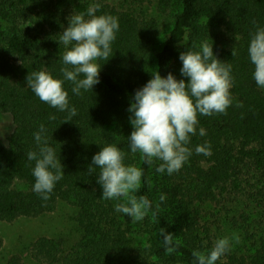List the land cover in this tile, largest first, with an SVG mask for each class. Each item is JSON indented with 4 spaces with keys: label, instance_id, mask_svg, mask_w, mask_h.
I'll return each mask as SVG.
<instances>
[{
    "label": "trees",
    "instance_id": "16d2710c",
    "mask_svg": "<svg viewBox=\"0 0 264 264\" xmlns=\"http://www.w3.org/2000/svg\"><path fill=\"white\" fill-rule=\"evenodd\" d=\"M94 2L101 4L97 15L118 17L120 28L109 59L98 61L100 82L92 91L76 96L65 82L78 112L65 122L67 113L41 102L26 87V77L45 70L62 78L60 35L74 11H85ZM257 25L264 26V0H0V112L11 115L14 125L7 139L0 133V221L37 218L64 201L75 207L80 229L70 247L40 236L31 247L36 261L194 264V251L206 254L218 238L235 236L238 242L233 240L216 264H264V89L252 78L247 53ZM202 41L213 43L216 57L232 65L233 104L224 114L198 116V128L206 135L197 130L191 138L192 156L179 172L158 174V161L149 166L140 153L129 151L133 129L128 109L135 91L155 71L183 78L179 54ZM41 124L64 171L48 200L32 191L34 162L26 156L36 149L33 133ZM205 142L211 155H196L195 146ZM105 144L117 145L126 164L143 169L133 194L147 197L152 208L138 223L114 211L125 198H101L99 170L88 172L93 155ZM161 229L173 235L171 253L165 251ZM3 244L0 235V249ZM5 264L24 263L14 254Z\"/></svg>",
    "mask_w": 264,
    "mask_h": 264
},
{
    "label": "clouds",
    "instance_id": "9594fccd",
    "mask_svg": "<svg viewBox=\"0 0 264 264\" xmlns=\"http://www.w3.org/2000/svg\"><path fill=\"white\" fill-rule=\"evenodd\" d=\"M101 4L94 2L85 11L73 12L68 17V25L60 35L59 44L65 48L60 60L61 77H55L45 70L33 71L26 77V87L49 107L66 112L65 122L71 121L78 112L70 104L65 82L72 84L71 92L79 96L82 90L92 91L99 80L101 65L99 60H108L112 53V43L119 32V18L110 14H100ZM239 37L235 36V40ZM248 59L253 67L252 78L260 89H264V26L257 25L249 34ZM236 51L232 50V56ZM182 64L181 79L173 73L161 76L158 71L134 93L128 111L131 113L132 131L127 137L132 154L140 153L144 163L155 172L172 175L179 172L193 154L188 146L191 138L203 137L206 130L199 127L198 116L224 114L232 106L231 88L234 77L232 65L220 61L213 51V43L202 41L198 48L188 47L179 54ZM237 106L239 104L237 103ZM55 119V116H50ZM47 129L41 124L33 133L36 149L26 153L27 160L34 162L31 175L34 178L32 191L41 199L48 200L57 182L63 179L64 171L55 148L46 135ZM195 154L210 156L211 145L207 142L195 146ZM98 169L97 183L102 188L101 198L121 200L114 211L130 217L132 223L145 218L152 208L145 196H135L143 177V169L125 163V153L115 144H105L93 155L88 172ZM166 199L160 195V201ZM166 252L174 251L171 233L160 230ZM238 238H218L206 253L193 252L194 264H216L231 250L232 242Z\"/></svg>",
    "mask_w": 264,
    "mask_h": 264
},
{
    "label": "rangeland",
    "instance_id": "374dc122",
    "mask_svg": "<svg viewBox=\"0 0 264 264\" xmlns=\"http://www.w3.org/2000/svg\"><path fill=\"white\" fill-rule=\"evenodd\" d=\"M163 20L169 23L168 17ZM13 128L11 115L0 112L2 137L7 139ZM75 216V207L61 201L53 212L37 218L21 217L13 222L0 221V235L4 239L0 249V264H5L6 259L14 254L20 255L24 264H41L31 254L32 244L40 236L55 237L62 240L65 247H70L80 236Z\"/></svg>",
    "mask_w": 264,
    "mask_h": 264
}]
</instances>
